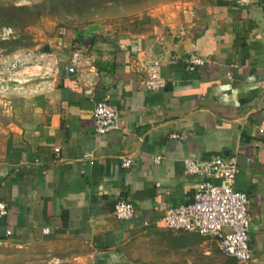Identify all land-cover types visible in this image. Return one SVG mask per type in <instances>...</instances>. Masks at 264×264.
Masks as SVG:
<instances>
[{
  "label": "crops",
  "instance_id": "obj_1",
  "mask_svg": "<svg viewBox=\"0 0 264 264\" xmlns=\"http://www.w3.org/2000/svg\"><path fill=\"white\" fill-rule=\"evenodd\" d=\"M82 35L88 43L71 50L59 41L8 57L50 67L26 93L0 95V247L24 264H111L109 254L121 257L113 264H242L215 240L160 224L202 180L183 159L233 157L262 250L253 264H264V0L165 1L128 30ZM191 52L205 64L188 72ZM152 61L166 81L158 92L142 87L139 67ZM105 98L119 128L102 137L92 110ZM118 201L133 205L130 220L112 217Z\"/></svg>",
  "mask_w": 264,
  "mask_h": 264
},
{
  "label": "built area",
  "instance_id": "obj_2",
  "mask_svg": "<svg viewBox=\"0 0 264 264\" xmlns=\"http://www.w3.org/2000/svg\"><path fill=\"white\" fill-rule=\"evenodd\" d=\"M252 2L253 0H237L240 6ZM11 33L10 29H4L0 34V40L8 39ZM184 64L188 72H193L203 66L205 61L191 52L184 59ZM49 67L41 58L34 62H22L18 59L11 62L9 58L0 59V95L26 93L25 85L33 78L46 77ZM160 68L159 61L140 65L139 69L143 74L142 87L146 91L158 92L165 88L166 81L161 76ZM92 121L97 136H106L119 128L118 113L107 98L95 104ZM263 132L264 129L260 128L259 133ZM170 139L183 140V137L172 134ZM159 161L160 157L154 159L155 163ZM130 165L129 158L122 159V167L128 168ZM182 165L186 175L200 177L202 180L196 185L192 201L166 208L160 224L167 230L185 231L215 240L219 251L225 257L242 264H253V254L249 247L250 199L245 193L233 189L239 172L236 159L214 157L208 161H199L185 158ZM6 214L5 205L0 203V216ZM134 214L135 209L129 202L118 201L113 206L112 217L117 221L130 220ZM43 232L47 234L48 230Z\"/></svg>",
  "mask_w": 264,
  "mask_h": 264
},
{
  "label": "rangeland",
  "instance_id": "obj_3",
  "mask_svg": "<svg viewBox=\"0 0 264 264\" xmlns=\"http://www.w3.org/2000/svg\"><path fill=\"white\" fill-rule=\"evenodd\" d=\"M165 1L167 3L171 0H96V4L92 2L95 5L94 8L72 9L63 4L54 7L56 0H0L1 9L20 10L15 12L18 16L14 24L15 28L0 24V34L4 29H10L12 32L8 39L0 40V42H7L12 36L18 35L20 41L13 46L15 47L13 52L32 50L39 54L42 53L41 50L44 46H51V49L54 50L57 46L56 42L59 41L66 46L62 50L68 48L71 50L72 46H75L73 48L78 47L75 42L72 43L75 36L82 33L87 35L95 27L101 32H105L106 29L110 32L128 30L141 14L149 12L153 5ZM92 3L89 2L90 5H93ZM25 8H29L27 13H21ZM84 48H81L82 52H84ZM5 51V48L0 50V59L15 54ZM238 171L240 174L235 179L236 183L242 182L244 176V172L240 171L239 167ZM233 189L238 192L235 187ZM262 217H264V204H262V215L257 216L255 222ZM257 237L258 235L254 231L249 234V247L255 256H259L262 252L257 248L258 246L255 247ZM23 260V253L0 247V264H24Z\"/></svg>",
  "mask_w": 264,
  "mask_h": 264
},
{
  "label": "trees",
  "instance_id": "obj_4",
  "mask_svg": "<svg viewBox=\"0 0 264 264\" xmlns=\"http://www.w3.org/2000/svg\"><path fill=\"white\" fill-rule=\"evenodd\" d=\"M96 0L94 1H90V0H56V4L54 5V7H58L59 4H63L65 7L70 6L72 9L73 8H81V7H87L89 8H94L95 5L93 3H95ZM112 1H117V0H112ZM92 3L93 5L89 4ZM97 3V2H96ZM95 3V4H96ZM29 10V8H25L21 13L26 12ZM16 11H20L17 10L15 8H8L7 10L5 9H1L0 8V24L2 25H8V26H13L15 22L17 21L18 16L15 14ZM16 33V31H15ZM20 41L18 35L17 36H12L10 40H8L7 42H0V50H2V48L6 49V53H11L14 50L15 47H13L16 43L18 44V42ZM78 44L80 47L81 44H86L88 43L87 39L84 38V36L82 34H79L77 36V38L72 41V43ZM94 43V38L90 39V45H92Z\"/></svg>",
  "mask_w": 264,
  "mask_h": 264
},
{
  "label": "water",
  "instance_id": "obj_5",
  "mask_svg": "<svg viewBox=\"0 0 264 264\" xmlns=\"http://www.w3.org/2000/svg\"><path fill=\"white\" fill-rule=\"evenodd\" d=\"M42 53H45V54H48L49 52V49H48V46H44L41 50ZM121 260V257L120 256H117L115 254H109L108 257H107V262L113 264L115 262H118Z\"/></svg>",
  "mask_w": 264,
  "mask_h": 264
}]
</instances>
